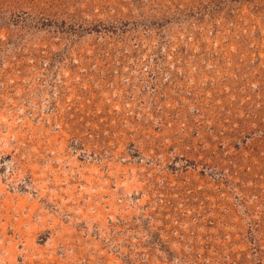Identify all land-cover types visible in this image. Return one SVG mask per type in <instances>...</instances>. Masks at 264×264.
<instances>
[{
    "label": "rangeland",
    "instance_id": "1",
    "mask_svg": "<svg viewBox=\"0 0 264 264\" xmlns=\"http://www.w3.org/2000/svg\"><path fill=\"white\" fill-rule=\"evenodd\" d=\"M0 264H264V0H0Z\"/></svg>",
    "mask_w": 264,
    "mask_h": 264
}]
</instances>
